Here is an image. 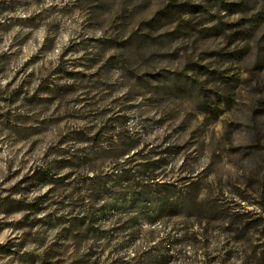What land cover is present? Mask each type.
I'll list each match as a JSON object with an SVG mask.
<instances>
[{"label": "rangeland", "instance_id": "obj_1", "mask_svg": "<svg viewBox=\"0 0 264 264\" xmlns=\"http://www.w3.org/2000/svg\"><path fill=\"white\" fill-rule=\"evenodd\" d=\"M135 254L264 264V0H0V264Z\"/></svg>", "mask_w": 264, "mask_h": 264}, {"label": "trees", "instance_id": "obj_2", "mask_svg": "<svg viewBox=\"0 0 264 264\" xmlns=\"http://www.w3.org/2000/svg\"><path fill=\"white\" fill-rule=\"evenodd\" d=\"M154 170H158V168H155ZM172 185L173 184H170V183H167V182H162V183H159V186L162 187L161 188V192H170L172 190ZM185 196V194H184ZM178 197H181L182 200H179V202H171L169 199H166L164 197V200H163V204L161 205L162 208L160 209L161 211H163L164 208H166L167 206H180L182 204H184V202H186V199L183 198V195L182 196H178ZM166 199V200H165ZM165 202V203H164ZM240 215L239 211H232L230 213V217H231V220H233L234 218L233 217H236ZM158 218H162V216L158 217ZM125 219V221L123 222L124 225H122V227H120L121 229H124V230H129L131 231V234H134L136 231H138V227H137V217H125L123 218ZM153 219H157V217L153 218ZM175 231L174 232H169L168 235H169V238L171 239V242L175 247H177L179 250L183 249L186 247V245L189 244V241H188V237L186 238L185 235L188 234V229L184 228V227H181V228H177V229H174ZM190 238V237H189ZM169 239V240H170ZM125 264H139V261H138V255L135 254L134 257L131 259V260H126L125 261Z\"/></svg>", "mask_w": 264, "mask_h": 264}]
</instances>
